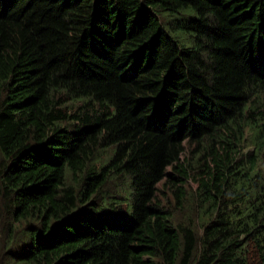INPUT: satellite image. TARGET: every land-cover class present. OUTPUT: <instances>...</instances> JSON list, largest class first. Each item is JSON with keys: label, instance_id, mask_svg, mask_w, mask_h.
Masks as SVG:
<instances>
[{"label": "trees", "instance_id": "trees-1", "mask_svg": "<svg viewBox=\"0 0 264 264\" xmlns=\"http://www.w3.org/2000/svg\"><path fill=\"white\" fill-rule=\"evenodd\" d=\"M261 121L264 0H0V264H264Z\"/></svg>", "mask_w": 264, "mask_h": 264}, {"label": "rangeland", "instance_id": "rangeland-1", "mask_svg": "<svg viewBox=\"0 0 264 264\" xmlns=\"http://www.w3.org/2000/svg\"><path fill=\"white\" fill-rule=\"evenodd\" d=\"M174 35V34H173ZM176 36H180V33H175ZM190 45V44H189ZM82 106L81 101H68L63 104L66 112H70L73 114L75 110ZM264 122V121H261ZM69 125V123H67ZM254 131L256 128L247 127L244 130V136L240 145L241 154L245 155L248 152L257 153L258 154V165L256 167V171H259L261 176L264 178V145L261 148L255 147L253 143V139L255 138ZM109 154V153H108ZM184 155L182 156V158ZM1 159V158H0ZM188 177L180 176L182 178L180 186L184 188L186 196L182 200V204L180 206H173L170 210L173 212V219L175 223H179L181 225H189L193 227L196 232H200L203 223L205 222V217L201 216L198 208L195 206L194 195L197 188V183L194 182L191 176V172L188 168H186ZM128 181V178H127ZM127 181L126 180H118L117 185L120 189L109 188L110 197H106L104 202L110 204L113 202V198H117V204L114 207L110 208L108 206H104L101 208L99 214L105 217H117V214H123L124 209L127 207L129 196L127 191ZM126 185V186H125ZM1 177H0V191H1ZM122 189V187H124ZM158 198L161 200L162 204L164 202L172 201L173 196L170 190V185L167 183H160L158 185Z\"/></svg>", "mask_w": 264, "mask_h": 264}]
</instances>
